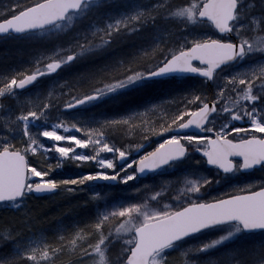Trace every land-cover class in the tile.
I'll return each instance as SVG.
<instances>
[{"label":"snow or ice","instance_id":"obj_1","mask_svg":"<svg viewBox=\"0 0 264 264\" xmlns=\"http://www.w3.org/2000/svg\"><path fill=\"white\" fill-rule=\"evenodd\" d=\"M3 214L0 264H264V0H0Z\"/></svg>","mask_w":264,"mask_h":264},{"label":"trees","instance_id":"obj_2","mask_svg":"<svg viewBox=\"0 0 264 264\" xmlns=\"http://www.w3.org/2000/svg\"><path fill=\"white\" fill-rule=\"evenodd\" d=\"M8 47H11V45H9ZM183 89L180 88L179 86L177 87L176 92H174L173 94L175 95H179L182 94ZM33 163L37 164L38 166H43L46 168L47 163L53 162V161H47L45 162L43 158L41 157H36L35 160L33 158H31ZM55 163V162H53ZM72 166L70 167H66L64 166L61 169L56 170L53 175L56 178H70V177H75L77 175L80 174H84L89 172V170L85 169V165L78 167L76 163H71ZM61 193H58L55 196H51L49 198L46 199H41V200H31L29 203L30 205L33 207V209L37 212H43L45 213V215H48L49 220H52L53 218L57 217L60 215V213L64 210L67 209L68 204L65 202L64 197H62V195H60ZM83 197V196H82ZM85 198V196H84ZM79 201L77 200H73L71 201V203L75 204ZM5 217L11 218L10 216H8L7 214H3ZM69 221H65V223H68ZM44 227H48L47 223L46 225H44Z\"/></svg>","mask_w":264,"mask_h":264},{"label":"rangeland","instance_id":"obj_3","mask_svg":"<svg viewBox=\"0 0 264 264\" xmlns=\"http://www.w3.org/2000/svg\"><path fill=\"white\" fill-rule=\"evenodd\" d=\"M77 135H79V134H77ZM77 151H81V150L78 149ZM32 158L35 160L36 157H32ZM48 161H53V162L56 163V159L55 158L50 159ZM53 162H50V163L53 164V165H55V163H53ZM71 163H76L77 164V162H73V161H64L63 162V167L66 166L68 168V167L72 166ZM85 169L86 170H89V171H92L93 170V168H92L91 165H86L85 166ZM256 175H260V174L257 173ZM145 182L147 183L149 181H145ZM231 190H232V185L215 186V188H214V190L212 191L211 194L212 195H221V194H223L225 192H230ZM108 191H111V189H109ZM60 195H62V197H65V194L63 192H61ZM84 196H85V198H84ZM85 199H87V195L85 193H81L80 196H79V202H82ZM45 216L47 217V219H49L48 215H45ZM42 219H43V217H42ZM10 221H11V218L5 217L4 215L0 216V222H10Z\"/></svg>","mask_w":264,"mask_h":264}]
</instances>
